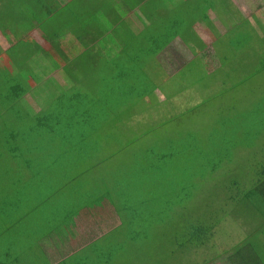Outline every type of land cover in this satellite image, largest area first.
I'll return each instance as SVG.
<instances>
[{"label": "rangeland", "instance_id": "1", "mask_svg": "<svg viewBox=\"0 0 264 264\" xmlns=\"http://www.w3.org/2000/svg\"><path fill=\"white\" fill-rule=\"evenodd\" d=\"M0 3H2L0 13L6 8L12 13L0 14V25L10 26L12 29L16 25L32 21V18L33 21L37 20L33 10L37 13L42 12L40 5L38 3L34 5V1L27 2V6L21 4L20 8L13 5L11 0H0ZM147 4L146 8H154L153 13L158 12L154 26H161L167 19L177 18L178 15L190 20L197 18L199 14L200 18L194 25V31L203 43L211 44L212 48L200 44L198 51L204 52V58L214 62L219 59L220 63L209 65L206 69L205 62L196 57L183 71L174 74L177 56L187 52L180 38L176 37L172 45L157 56L156 70H149L152 82L155 83L152 84L157 89L155 101L148 98L137 102L133 99L135 104L126 105L128 109L119 120L116 116V124L119 126H114L110 136L114 135L121 139L116 148L122 150L125 160L130 162L128 172L132 173L127 177L130 186H122L128 190L122 200L123 207L118 216L120 220L133 218L136 222L139 220L143 223L148 222L151 226L148 229L149 240H124L115 235L114 244L118 243V249L122 251L111 254L113 260L110 264H234L231 260L236 259L233 253L229 254L228 251L234 245H240L243 239L256 237L259 231L257 227L260 218L252 213L251 206L235 202L232 208L231 203L228 204L233 211L230 214L231 218H225L217 227L218 231L207 247L188 246L180 250L178 243L188 237L185 225L188 224L189 217L177 204L169 207L167 199L173 190L179 189L183 173L191 172L185 174L189 178L195 175L192 173L213 172L209 165L191 167V163H200V160L191 158L194 143H202L205 151L216 148L218 156L223 158H229L232 151H235L234 162H242L246 168L252 158H260L264 154V131H261V137H257L250 148H246L244 141L241 142L240 135L237 136L240 143L233 149L230 150L229 147L225 150L223 145L224 137L228 136L225 122L229 121V118L233 119L236 115L245 116L258 129L261 117L260 124H264V0H147ZM139 9L138 6L133 7L132 12L135 14ZM133 13L127 14L128 22L135 28H141ZM12 18L17 19V22L13 24ZM7 30L10 31L9 28ZM31 36L36 42L42 43L46 51L50 50L49 42L42 39L40 34L31 33ZM218 36L221 38L214 41ZM188 37L191 38V35ZM70 41L65 38L59 43L60 51L69 60L76 58L81 51L76 44L72 50ZM213 42L215 43L212 44ZM0 45L3 47L1 38ZM1 59L0 69L10 71L11 62L3 55ZM183 61L185 63L187 60ZM10 73L12 74L11 71ZM55 75L60 87L65 88L61 74L58 75L56 72ZM22 77H26V74ZM15 83L17 82L14 80L7 81L0 77V104L8 96L10 105L13 96L11 94L22 92L10 90ZM18 83L24 85L25 81ZM166 95L175 97L165 103ZM26 100L32 110H39L33 95L26 96ZM7 107L8 104L0 107V262H3L2 259L5 258L3 255L9 251L11 255L8 259L12 260L9 264H16L15 261L17 264H58L61 261H66V264H87L84 258L85 249H82L86 244L77 242L78 239H72L71 229L66 225L69 216L63 217L57 224H51L56 217L50 210L70 215L73 213L72 208L78 209V216L73 218L75 222L89 212L81 210L79 204L66 199L58 198L51 203L52 205H44L41 196L36 201L37 187L31 185L42 182L50 185L51 182H63L67 177L56 170L54 174L49 173L48 180L43 174L36 175L37 168L52 169L47 161L39 160L37 155L32 156L28 166L24 161L21 163L20 160L13 159L12 149H8L11 146L5 144V136L1 133L5 124V118L1 120L2 111H6ZM192 107H196V110L183 118H178L177 123L156 127L166 114H175ZM26 109L28 107L25 102L23 104L21 101L15 107L16 112L6 114V137L13 133V124L21 127L30 123L28 121L30 118L25 116ZM15 137L18 145L14 147L20 148L23 153L27 146L23 144L19 135ZM183 142L190 144V147L181 146ZM146 154L152 155L149 159L143 160ZM216 156L217 154L210 160L213 164L218 161ZM94 158L101 160L103 156L96 155ZM21 167L33 169V174L22 173ZM227 167L228 165L221 164L219 173L205 176L202 185L193 180L189 183V190L194 191L193 194L201 195L203 192L223 194L222 198L215 196L212 200L199 202L196 197L195 201L189 202L188 205L195 216L204 214L205 218L209 205L219 211L225 210L223 204L226 202L223 197L226 193L219 185L221 184L222 188L226 187L224 176L229 177L230 174ZM99 169V173L104 178L107 177L108 182L114 183V179L107 175L109 173L107 164H102ZM242 170L243 173L247 171ZM64 183L67 184L66 191H74L68 181ZM82 184H96V181L86 180ZM88 190L95 191L94 188ZM20 197L23 199L21 206ZM58 201L68 202L70 208L59 205ZM83 223L84 220L79 222L80 231ZM89 223L90 231L94 229L99 232V227H102V232L107 233L109 230L106 226H96L92 221ZM48 227H54V230H46ZM127 230L130 229L122 225L118 233L122 235L131 233ZM16 232L20 233L23 239L26 238L22 245L14 235ZM44 234L48 236L46 239L48 242H54L53 237H65L70 240L66 243L57 242L48 248H44L43 242H37L30 249L38 251V254L20 253L21 248L27 251L24 246L33 239L37 241L38 236L43 241L44 238L40 235L44 237ZM78 234L80 240L81 233ZM12 251H15V254H12Z\"/></svg>", "mask_w": 264, "mask_h": 264}, {"label": "trees", "instance_id": "2", "mask_svg": "<svg viewBox=\"0 0 264 264\" xmlns=\"http://www.w3.org/2000/svg\"><path fill=\"white\" fill-rule=\"evenodd\" d=\"M11 1L18 8L21 4L27 6V2L34 1V5L35 3L41 5L44 15H38L39 13L33 10L37 20L33 21L32 18V21L22 24L25 31L20 32L17 43L10 44L6 52L0 51V56H6L10 60L14 72L11 74L8 70L0 69V77L7 81L17 82L11 86L10 90L22 91L11 94L13 96L10 105L8 96L3 99L0 107L5 104H8V107L6 111H2L1 120L5 118L7 125L6 114L16 112L15 107L21 101L23 104L25 102L28 107L25 116L30 118L28 120L30 123L27 125L17 127L13 124L14 131L9 137L5 135V124H3L1 133L5 136V144L11 146L8 149H12L13 159L20 160L21 163L24 161L26 166L30 164L32 156L35 155L39 160L50 164L52 169L37 168L36 175L43 174L48 180L49 173L54 174L56 170L67 177L66 180L71 185V189H74L72 192L66 191L67 184L64 183H67L66 180L51 182L50 185H47V182L31 185L37 187L36 201L41 196V202L44 205H52L51 203L58 198L59 200L66 199L79 204L81 210L85 209L89 212L88 215L79 217L75 222L73 218L78 216V209L72 208L73 213L70 215L50 210L56 217L51 224H57L63 217L69 216L66 225L68 229H71L72 239H78L77 242L86 244L82 247L85 249L86 263L110 264L113 260L111 254L122 251L118 249V243L114 244L115 235L124 240H149L148 229L151 226L148 222L143 223L140 220L136 222L133 218L120 220L118 216L123 207H121L122 200L128 190L122 186H130V180L127 177L132 173L128 172L130 162L125 160L126 157L122 155V150L116 148L121 139L114 135L110 136L114 126H119L116 124V116L119 120L128 109L126 105L135 104L133 99L137 102L148 98L155 101L157 89L153 86L155 83L152 82L149 70H156L157 56L165 48L171 46L176 37L180 38L187 52L177 56L178 62L174 74L183 71L195 61L196 57L205 62L206 69L209 65L219 64L220 61L219 59L217 62L210 61L203 57L204 52L198 51L200 44L212 48L211 44L203 43L194 31V25L200 18L199 14L197 18L190 20L178 15L177 18L167 19L161 26H154L158 12L153 13L154 8L145 7L148 5L147 0ZM136 6L140 9L134 14L132 8ZM28 8L31 9L30 6ZM129 12H132L143 25L141 28L133 27L126 20ZM5 13L12 15L8 8L3 9L0 14ZM43 16L48 18L46 23L49 26L57 28L55 32L57 39L59 37L70 39L69 45L72 50L75 47L74 44L81 48L76 58L67 59L60 51L58 42L50 50V53L54 55H50L45 53L40 46L35 45L30 37H21L34 27L35 22L42 23L43 20L40 17ZM12 19L13 24L17 22V19ZM17 26L20 25L14 28ZM7 28L13 31L10 26L0 25V32L8 36L10 31ZM189 35L191 38L188 37ZM219 38L221 37L214 41H218ZM228 48L230 50V45L227 46V51H229ZM212 52L213 50L210 53ZM42 54L45 57H42ZM214 55H216L215 51ZM186 57L192 58L184 63L183 60ZM47 58L50 59V63L47 62ZM53 71L61 74L65 88L60 87L50 77ZM24 74L26 77H22ZM18 81H25V84L21 85ZM30 90L32 91L29 92ZM29 95L34 96V101L39 105L38 111L32 110L26 102V96ZM197 96L199 98V93ZM174 97L166 95L165 103ZM195 110L196 107H192L175 114L168 113L156 127H164L169 123L175 124L178 118H183ZM119 123L122 124L120 121ZM260 123L261 117L258 122L260 128L256 129L254 124L242 115H236L233 119L229 118V121L226 120L225 128L228 136L223 140L225 150L229 147L231 150L240 143L237 139L238 135L241 137V142H245L246 148L252 147L257 137H261V131H264V124ZM15 134L19 135L23 144L27 146L23 153L20 148L14 147L18 145ZM181 146L186 148L190 147V144L183 142ZM203 149L202 143H194L191 158L200 160V163H191V167L209 165L213 172L210 174L192 173L195 175L189 178L185 174L191 172L183 173L184 177L181 178L179 189L173 190V193H170L172 195L167 199L169 207L177 204L181 211L189 217V225H185L188 237L178 243L179 249H185L188 246L207 247L214 239L218 231L217 227L225 218H231L230 214L233 211L228 204L231 203L233 208L235 202L247 203L252 207V213L260 218L257 227L259 231L256 237L243 239L240 245H234L228 253H233L236 260L231 261L234 264H264V154L260 158H252L250 165L246 168L242 162H234L235 151H232L229 158H223L218 156L216 148L208 151ZM216 154L218 161L213 164L210 160H213ZM96 155H101L103 158L97 160L94 158ZM151 155H144L143 160L149 159ZM104 163L107 164V170H109L107 175L114 179V183L108 182L107 177L104 178L99 173V168ZM221 164L228 165L227 169L230 172L229 177L224 176V183L227 182L226 187L222 188L221 184L219 185L226 193L223 197L226 202L223 204L225 210L219 211L209 205L206 208L205 218H203L204 214L195 216L188 205L189 202L195 201L196 197L199 202L212 200L215 196L222 198L223 194L211 192H203L201 195L193 194L194 191L189 190V183L193 180L202 185L206 179L205 176L219 173ZM21 169L26 175L33 174L31 168L21 167ZM242 169H247V171L243 173ZM86 180L96 181V184H82ZM89 188H94L95 191L92 192L88 190ZM22 201L20 197L19 206L22 205ZM57 203L70 208L68 202L58 201ZM82 220L84 223L80 231L79 222ZM89 221L96 226L108 227V232H102V227H99V232L94 229L90 231ZM122 225L130 229L127 231L131 233L127 235L118 233ZM46 230L53 231L54 227H48ZM78 232L81 233L80 240ZM14 235L22 245L26 238L23 239L17 232ZM40 237L44 238L43 241L38 236L37 241L33 239L24 246L27 251L21 248L20 253L38 254V251L30 249L37 242H43L44 248H48L57 242L66 243L70 240L65 237H53L54 242H48L47 235L44 234V237L40 235ZM221 248L222 246L219 247L220 250ZM15 251H12V254H15ZM9 255L11 252L7 251L0 264H9L12 261L8 259ZM74 259L78 260V258ZM15 263L17 264V261ZM58 264H66V261Z\"/></svg>", "mask_w": 264, "mask_h": 264}, {"label": "crops", "instance_id": "3", "mask_svg": "<svg viewBox=\"0 0 264 264\" xmlns=\"http://www.w3.org/2000/svg\"><path fill=\"white\" fill-rule=\"evenodd\" d=\"M40 7H41V5H40ZM33 9H34V7H33ZM131 13H132V12H131ZM37 14H38V13H37ZM127 14H130V12L127 13ZM38 15H44V14L41 12V13H39ZM127 16H128V15H126V20H127ZM135 18H136V17H135ZM40 19L43 20L42 23L35 22V23H34V27H33L31 30H28V32H26L24 35H21V37H26V38L30 37V38L32 39V41L35 42V45L37 44L38 46H40V47L42 48V50H43L45 53L50 54V55H54V54H51V53H50L51 48L54 46V44H56V42H58V44H59L60 41L64 40L65 38H64V37H59V38L57 39V36H56V34H55V32H57V28H56V27L49 26V25L46 23V20H48V18H47L46 16H45V17H44V16H43V17H40ZM127 21H128V20H127ZM139 23H140V22H139ZM62 24H63V23H62ZM64 24H66V23H64ZM149 24H150V21H149ZM140 25H141V27L143 26L142 24H140ZM63 29H64V28H63ZM21 31H25V30H24V28L20 25V26H17L16 28H14L13 31H10V33L8 34V36L0 32V38H1V40L3 41V47L0 45V51H1V52H6V51L8 50V48L10 47V44H11V45H12V44H13V45L16 44L17 41H18V39H19V34H20ZM11 32H13V33H11ZM31 33H37V34H40L41 37H42V39H46L47 42H49V45H48V46L51 47L50 50H49V51H46L42 43H40V42H36V41L34 40V38H32ZM218 37H220V36H218ZM218 37H217V38H218ZM1 57H2V55L0 56V63H1V60H2ZM5 57H6V56H5ZM42 57H45L44 54H42ZM53 57L56 59L55 56H53ZM6 58H7V57H6ZM191 58H192V57H186V58H184V59L187 60V61H189ZM7 59H8V58H7ZM8 60H9V59H8ZM9 61H10V60H9ZM177 61H178V60H177ZM47 62L50 63V59H49V58H47ZM5 70H7V69H5ZM10 71H11L12 73H14L12 69H10ZM55 74H56V71L51 72V73H50V77H51L56 83L59 84L58 80L56 79V75H55ZM58 75H59V73H58ZM62 80H63V79H62ZM63 84L65 85L64 81H63ZM59 86H60V85H59Z\"/></svg>", "mask_w": 264, "mask_h": 264}]
</instances>
